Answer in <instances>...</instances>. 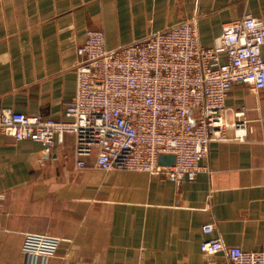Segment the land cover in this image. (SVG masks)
<instances>
[{"label": "crops", "instance_id": "crops-1", "mask_svg": "<svg viewBox=\"0 0 264 264\" xmlns=\"http://www.w3.org/2000/svg\"><path fill=\"white\" fill-rule=\"evenodd\" d=\"M246 14L264 20V0H0V109L62 118L88 28L117 49L195 17L202 44L213 46ZM226 107L227 121L247 122L246 139L224 128L228 139L212 141L197 177L181 185L103 171L95 154L79 167L73 134L47 152L0 133V264H29L28 233L62 239L47 264L196 263L223 257L201 250L216 236L264 248V88L237 82ZM206 223L215 230L205 233Z\"/></svg>", "mask_w": 264, "mask_h": 264}, {"label": "built area", "instance_id": "built-area-1", "mask_svg": "<svg viewBox=\"0 0 264 264\" xmlns=\"http://www.w3.org/2000/svg\"><path fill=\"white\" fill-rule=\"evenodd\" d=\"M263 48L264 20L251 14L224 24L213 46L202 44L195 17L117 49L106 48L103 29L88 28L64 116L1 108L0 133L37 141L47 152L73 134L79 167L95 154L103 171H144L181 185L197 177L212 141L228 139L224 128L246 139L245 120H226V99L237 82L264 88ZM168 153L174 163H160ZM215 228L202 226L205 233ZM61 242L28 233L22 251L29 264H47ZM201 250L223 257L186 264H264V248L228 246L220 236L205 238Z\"/></svg>", "mask_w": 264, "mask_h": 264}, {"label": "water", "instance_id": "water-1", "mask_svg": "<svg viewBox=\"0 0 264 264\" xmlns=\"http://www.w3.org/2000/svg\"><path fill=\"white\" fill-rule=\"evenodd\" d=\"M159 160L162 164H171L175 161V155L172 153L161 154Z\"/></svg>", "mask_w": 264, "mask_h": 264}]
</instances>
